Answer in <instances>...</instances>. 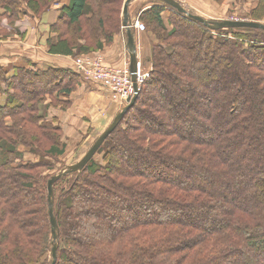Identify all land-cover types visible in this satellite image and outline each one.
I'll return each mask as SVG.
<instances>
[{
  "label": "trees",
  "instance_id": "1",
  "mask_svg": "<svg viewBox=\"0 0 264 264\" xmlns=\"http://www.w3.org/2000/svg\"><path fill=\"white\" fill-rule=\"evenodd\" d=\"M153 1L138 16L154 37L149 78L101 161L53 186L55 264H264V31H211L173 9L168 29ZM257 1L248 21L264 20ZM123 3L0 0V40L51 14L48 53L91 54L113 43L107 23ZM79 78L0 70V264L51 262L42 159L61 157L65 140L45 101L58 106Z\"/></svg>",
  "mask_w": 264,
  "mask_h": 264
},
{
  "label": "crops",
  "instance_id": "2",
  "mask_svg": "<svg viewBox=\"0 0 264 264\" xmlns=\"http://www.w3.org/2000/svg\"><path fill=\"white\" fill-rule=\"evenodd\" d=\"M128 6L131 23L139 21L136 19L141 12L151 7L150 4L146 5L144 0H135ZM55 19V16L45 14L42 18L35 21L29 20V30L20 29L22 36L14 35L8 40H0V70L7 72L15 67L35 70V67H37L44 70L62 68L75 71L80 76V82L76 85L72 94L68 97L59 96L57 102L59 100L61 102L56 107L47 105L49 100L45 101V109L47 119L54 121L61 128V133L64 132L68 136V133H70L73 138H76L75 134H77L79 138L75 140H80L88 129H93L102 115L112 109L115 110L118 102L112 100L111 97L114 96V92L110 91L105 82L95 81L89 77L85 78L84 74L77 69L75 61L79 58L88 57L93 60L98 59L99 63L110 68L126 65L129 60L128 50L126 49V34L121 25V29L116 33L110 46H103L102 49L96 52L78 57L52 55L47 51L46 40L47 36H49L50 25L55 22ZM27 24L28 22H26ZM131 30L138 51L139 47L142 46L141 40L144 34L143 32H138L135 27H132ZM149 52L148 44L142 56H149ZM139 55H137V60ZM5 88L6 84L1 82L0 89L5 90ZM62 103L67 106H62ZM71 136H69L70 139Z\"/></svg>",
  "mask_w": 264,
  "mask_h": 264
},
{
  "label": "rangeland",
  "instance_id": "3",
  "mask_svg": "<svg viewBox=\"0 0 264 264\" xmlns=\"http://www.w3.org/2000/svg\"><path fill=\"white\" fill-rule=\"evenodd\" d=\"M179 4L183 6L187 11L190 13L203 17L206 20L209 21H223V20H234V21H241V20H250L251 17L250 14L252 10L256 7L258 1L257 0H224L222 2H215L214 0H175ZM146 5H155L156 1L153 0H144ZM163 4V3H162ZM118 12V11H117ZM115 12L107 23V30L110 32H118L119 31V22L118 18L122 16V11L120 16H118V13ZM172 9L165 7L161 13L162 19L164 20V23L170 28L168 23L170 21V18L172 17ZM138 20V18L136 19ZM140 21V20H139ZM26 22L28 24L26 25ZM144 24L143 21H140ZM264 24V20L261 21ZM17 24H20V27H22L24 30H29V19L24 20L22 22H18ZM2 25L7 26L6 21L3 20ZM145 26V24H144ZM25 27V28H24ZM61 30H64V24L59 26ZM144 36L142 37L141 44L142 46L139 47V50L137 51V55H139L138 63L140 64L141 73L143 74H149V68L148 64L144 61V59L148 58L149 56L143 55L144 50L146 47L149 48L151 45V40L154 41V37L152 34L147 32V27H145V30L142 31ZM152 36V37H151ZM9 36L5 38V40H8ZM151 49V48H150ZM147 53V52H146ZM146 56V57H145ZM128 67H129V60H128ZM144 63V64H143ZM115 67V68H119ZM114 68V69H115ZM114 102H118L117 107L112 109L110 112H106L105 115H102L99 119V122L92 128L88 129L83 135L82 139H77L79 136L75 134L76 138H73L70 133L69 136L62 132L63 139L65 140V146L63 148L64 154L57 158L52 159L50 157H46V159H42V163L44 166V170L42 171V177H47V175H54L58 172H60L65 167L75 164V162L78 160L79 155H83L89 146L95 141V139L99 136L100 133L103 132L104 129L111 123V120L113 116L118 112L122 107H124L126 102H119V95L117 93L114 94V96L111 97ZM117 100V101H116ZM113 115V116H112ZM110 118V119H109ZM109 119V120H108ZM65 130V129H64ZM75 140V141H74ZM101 155H96L95 159L97 162L101 161ZM65 182H62L60 187L64 186Z\"/></svg>",
  "mask_w": 264,
  "mask_h": 264
},
{
  "label": "water",
  "instance_id": "4",
  "mask_svg": "<svg viewBox=\"0 0 264 264\" xmlns=\"http://www.w3.org/2000/svg\"><path fill=\"white\" fill-rule=\"evenodd\" d=\"M135 0H124L123 8H122V28L125 30L126 34V49L128 50V58H129V73L130 77L132 78L133 82V91L134 94L130 99L127 101V105L122 107L116 114L113 116L111 123L103 130L102 133L95 139V141L89 146L87 151L83 155L78 156V160L75 164L69 165L62 169L60 172L54 174L48 179L47 182V194H48V208H49V223L51 224V237H52V247H51V262L50 264H55L57 260V245L59 241L58 237V224L56 222L54 216V208H53V201H54V194H53V186L56 182L60 180V178L64 175L72 174L77 171L83 170L89 163V161L96 155L99 151L98 149L102 146L103 142L110 136V134L117 128L118 124L122 121L121 119L123 116L133 107L138 95H139V88L136 84V72H137V48L134 41V36L132 34V23L129 19V4ZM162 2L164 5L171 7L177 13L181 15H185L186 17L201 23L207 29L213 30H227V28L232 29H252V30H262L264 31V24L262 22H253L247 20L241 21H234V20H223V21H209L200 17L199 15L196 16L189 11H187L181 4L176 2L175 0H158Z\"/></svg>",
  "mask_w": 264,
  "mask_h": 264
},
{
  "label": "built area",
  "instance_id": "5",
  "mask_svg": "<svg viewBox=\"0 0 264 264\" xmlns=\"http://www.w3.org/2000/svg\"><path fill=\"white\" fill-rule=\"evenodd\" d=\"M132 27H135L138 32L145 30V26L142 22L136 21L132 23ZM138 63V62H137ZM77 69L82 72L86 77L92 78L95 81L105 82L111 92L119 95V102H126L133 96V82L130 77L128 64L119 68H110L104 64L99 63V60H93L88 57L82 59L79 58L75 61ZM140 64L138 63L136 72V84L138 88L144 84L149 78V74H142Z\"/></svg>",
  "mask_w": 264,
  "mask_h": 264
},
{
  "label": "bare ground",
  "instance_id": "6",
  "mask_svg": "<svg viewBox=\"0 0 264 264\" xmlns=\"http://www.w3.org/2000/svg\"><path fill=\"white\" fill-rule=\"evenodd\" d=\"M162 3V2H161ZM164 5V4H163ZM167 6V5H166ZM168 7V6H167ZM168 8H171V7H168ZM172 9V8H171ZM174 10V9H173ZM140 22V21H139Z\"/></svg>",
  "mask_w": 264,
  "mask_h": 264
}]
</instances>
